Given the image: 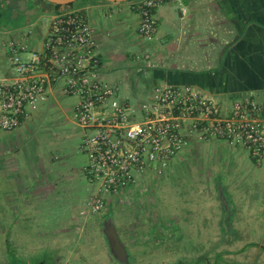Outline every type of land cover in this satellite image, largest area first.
<instances>
[{
	"label": "rangeland",
	"instance_id": "1",
	"mask_svg": "<svg viewBox=\"0 0 264 264\" xmlns=\"http://www.w3.org/2000/svg\"><path fill=\"white\" fill-rule=\"evenodd\" d=\"M79 1L74 4L77 6ZM22 19V16L15 18V24ZM32 29L33 36L39 42L44 27L37 23ZM148 40L151 39L136 34L132 43L128 42L116 51L115 58L105 59V64L118 69L112 78L106 79L111 82L117 78V82L123 84L124 91L130 86L129 98L134 103L146 99L156 86L152 70L147 65L148 60L139 53L141 45L147 44ZM242 97L218 95V100L222 105L231 106ZM73 102L71 97L59 94L49 103V107L48 103L44 104L23 125L10 131L0 130V209L5 205L8 207L0 214L4 217H1L0 229L8 225L6 221L11 219L13 206L15 218L21 217L23 202L28 199L27 195L20 193L15 196V187L19 191L18 186L32 185L34 178L45 180L54 169L58 172L54 174L64 179L66 174L71 173L73 177L65 179V185L75 187L78 196L86 195V189H79L81 182L75 179V174L81 171L87 157L80 149L84 130L74 121ZM86 183L89 197L97 187L88 179ZM217 189L232 193L243 215L250 218L254 215L251 218L254 226L249 222L247 227H257L259 216L264 217V165L255 163L246 149L231 146L222 140L198 142L184 148L165 176L146 178L112 197L110 204L113 206L114 226L119 236L132 247L137 264L171 263L180 260L179 256L189 258L209 246L221 222L216 221L217 204L212 203L213 198L204 211L200 204ZM227 192L225 196L228 198L230 194ZM68 196H63L64 200L74 198L73 195ZM228 203L232 204L231 195ZM102 214L79 213L77 220L71 223L65 218L59 220L56 208L49 210L48 206H40L29 218V223L33 234H45L56 240L63 236L61 264L71 258L68 264H87L73 254L72 248L79 243L91 242L93 237L99 246L94 250L100 252L91 257L88 251L93 249V245L89 243L85 246L89 247L86 251L89 261L94 264H120L107 258L100 250L102 247L99 244L104 236L101 231L98 232V226L103 219ZM224 219L222 224L227 225L229 221Z\"/></svg>",
	"mask_w": 264,
	"mask_h": 264
},
{
	"label": "built area",
	"instance_id": "2",
	"mask_svg": "<svg viewBox=\"0 0 264 264\" xmlns=\"http://www.w3.org/2000/svg\"><path fill=\"white\" fill-rule=\"evenodd\" d=\"M166 2L135 3L140 34L155 37L156 11ZM43 40L42 49L9 43L14 73L0 77V130L23 125L59 94L74 99V118L84 130V172L97 187L82 213H100L141 180L165 176L178 154L198 142L241 146L264 165V101L238 99L227 109L191 83H163L134 103L103 77L94 29L86 12L71 5L50 16Z\"/></svg>",
	"mask_w": 264,
	"mask_h": 264
},
{
	"label": "crops",
	"instance_id": "3",
	"mask_svg": "<svg viewBox=\"0 0 264 264\" xmlns=\"http://www.w3.org/2000/svg\"><path fill=\"white\" fill-rule=\"evenodd\" d=\"M10 1L0 0V77H10L14 73L9 43L16 41L29 49H42L49 18L59 8V4L49 0H30L40 15L29 24L15 26V21L9 20ZM137 1L80 0L77 6L75 2L69 4L83 9L89 18L103 59L105 79L112 78L118 70L105 64V59L114 57L117 50L132 43L134 36L140 34L141 15L135 7ZM156 17L157 34L147 44H142L139 52L148 60L156 85L191 83L216 100L218 95H242L241 99L264 101V0H167L157 9ZM37 23L44 27L39 42L32 31ZM21 56L27 57L28 53H21ZM117 80L111 82L120 85L124 96L129 97L130 86L124 91L123 84ZM232 105L224 104L227 109ZM74 121L78 125L75 118ZM84 165L75 174L82 185L79 189H86V195L80 197L75 187L64 183L73 175L66 174L65 179L57 177L55 169L45 180L34 178L32 185L18 186L19 191L16 186L15 196L17 193L28 196L21 215L27 216L30 222L37 208L48 206L49 210L56 208L61 221L64 218L67 222L77 220L79 213L83 214V203L89 193ZM68 195L74 198L64 200Z\"/></svg>",
	"mask_w": 264,
	"mask_h": 264
},
{
	"label": "flooded vegetation",
	"instance_id": "4",
	"mask_svg": "<svg viewBox=\"0 0 264 264\" xmlns=\"http://www.w3.org/2000/svg\"><path fill=\"white\" fill-rule=\"evenodd\" d=\"M220 190L223 191L220 193ZM226 192L224 189H217L212 196L205 198L204 202L200 204L203 211L206 205L211 204L212 198V203L217 204L216 209L214 208L217 212L216 221L221 222V225L219 231L214 236L212 235L213 242L200 253L193 254L189 258L179 256L180 260L177 259L171 263L166 262V264H218L220 262L222 264H264V217L259 216L260 219L256 221L257 227H247L249 222L253 225L254 215H252V219L247 215H243L242 208L235 200L234 195L227 192L231 195L232 204L230 205L228 203L230 195L227 198L225 196ZM5 207L7 205L0 209V214L5 210ZM12 212L11 219L6 221L8 225L4 229H0V264H61L63 260V247H61L63 236L60 235L59 239L56 240L45 234L39 235L35 232L33 234V228H31L29 220L25 216L22 217V215L21 217L19 215V219L17 216L15 218L14 206ZM101 212H103V223L101 221L102 225L100 223L98 226V232L101 231L104 237L100 241L101 244H99L102 247L100 250H103L106 257L113 260V262L137 264L132 253V247L116 231L112 220L113 206L109 203L106 209ZM86 215L91 214L87 213ZM1 217L3 216H0V222ZM224 218L229 221L227 225L222 224ZM6 228L9 230H6ZM87 242L73 246V254H76L82 262L94 264L93 261H89L86 253L89 247L85 248V246L89 243L93 245V249L88 251L91 257L99 255L100 251L96 252L94 250L99 247L97 245L98 241L96 242L93 237L91 242ZM71 260L72 258L67 262ZM67 262L65 264H68ZM109 264L113 263L110 262Z\"/></svg>",
	"mask_w": 264,
	"mask_h": 264
},
{
	"label": "water",
	"instance_id": "5",
	"mask_svg": "<svg viewBox=\"0 0 264 264\" xmlns=\"http://www.w3.org/2000/svg\"><path fill=\"white\" fill-rule=\"evenodd\" d=\"M51 2H54L59 5H69L74 3L76 0H49ZM112 1H125V0H112ZM9 7L12 8L11 10V16L9 17V20L14 23L15 18H21L22 20L19 21V25H25L29 24L34 21L35 17L40 15L39 11L35 6H32V3L30 0H11L9 2ZM27 17L28 19H25ZM14 19V20H13ZM26 20V21H24ZM11 23V24H13ZM14 25V24H13ZM17 24H15L16 26ZM2 27V24H0V28ZM12 27H6V29H11ZM16 28V27H15ZM4 29V28H3Z\"/></svg>",
	"mask_w": 264,
	"mask_h": 264
}]
</instances>
